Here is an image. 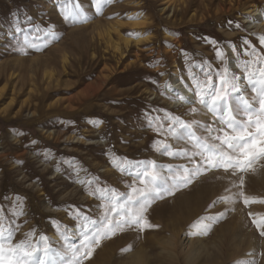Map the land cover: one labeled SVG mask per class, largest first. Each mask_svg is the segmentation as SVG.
Listing matches in <instances>:
<instances>
[{
  "label": "rangeland",
  "instance_id": "374dc122",
  "mask_svg": "<svg viewBox=\"0 0 264 264\" xmlns=\"http://www.w3.org/2000/svg\"><path fill=\"white\" fill-rule=\"evenodd\" d=\"M90 2L79 0L89 21L73 25L61 0H0V210L5 226H19L14 242L46 237L41 243L60 253L57 264L72 259L68 249L80 246L85 219L103 218L100 193L90 192L127 194L136 162H155L162 175L192 167L164 153L165 145H192L158 134L161 121L149 120L178 117L201 135L206 125L219 127L199 104L178 103L177 83L191 86L189 74L199 75L201 65L222 68L217 48L241 76L237 55L241 66L254 59L244 41L264 56V0H109L99 15ZM255 7L257 17L248 14ZM17 23L51 29L56 39L21 53ZM240 94L255 100L244 81ZM120 161L122 171L113 166ZM261 201L264 160L235 175L209 170L151 202V229L102 239L82 264H264V237L252 224L264 217ZM209 217L215 223L201 234Z\"/></svg>",
  "mask_w": 264,
  "mask_h": 264
},
{
  "label": "snow or ice",
  "instance_id": "6c2138e0",
  "mask_svg": "<svg viewBox=\"0 0 264 264\" xmlns=\"http://www.w3.org/2000/svg\"><path fill=\"white\" fill-rule=\"evenodd\" d=\"M108 4L109 0H91L90 2V6L95 8L96 15L101 14ZM60 9L63 19L73 25L89 21L79 0H61ZM228 24L231 27L233 22L228 21ZM235 28H240L239 23L235 24ZM13 31L18 36L21 32H25L23 40L17 41L18 50L24 54H27L26 47L42 50L38 44L46 47L48 43L56 39L51 29H43L39 26H36L34 30H25L17 23L13 26ZM45 36L48 37L47 40H44ZM260 40L264 45V37ZM244 43L253 50L254 59L244 61L241 66L239 55H237L236 68L243 73V76L232 71L227 56L217 48L216 56L222 68L201 65L199 75L189 74L191 86L185 84L188 91L194 94V100H187L183 95L177 97L185 103L199 104L216 118L213 123H218L219 127L214 128L212 124L206 125L203 131L207 135H201L192 123L181 121L178 117L169 116L166 123L161 117L149 120L150 125L157 119L161 121L157 127L158 134L180 137L187 144L192 145L193 151L188 148L172 151L169 145L164 147L166 155L186 159L192 167L181 165L174 170L169 169L167 175H162L155 162H136L131 165L133 171L130 174L134 182L129 185L127 194L107 188L90 192L89 194L94 196L97 192L100 193L105 209L103 218L85 219L80 226V246L73 245L68 249L72 253V259L67 264H82L83 260L91 258L95 247L101 243L102 239L111 238L125 228H136L141 232L151 229L153 226L145 215L151 202L163 198L164 195L173 194L182 186L186 187L192 182L194 176L212 169H223L226 173L231 170V173L235 175L237 172L248 171L255 163L264 160V56L256 53L249 41ZM233 52H236L234 47ZM241 81L246 82L254 92L253 102L240 94ZM191 111L195 113L196 108L193 107ZM241 114L243 119L240 118ZM197 157L199 159H196ZM123 163L120 161L113 166L122 171ZM243 183L241 177V186ZM243 202L247 206L250 199L245 197ZM252 202L256 201L252 200ZM15 206L21 207L19 214L22 215L19 198ZM12 215L17 213L14 212ZM251 215L249 213V216ZM3 220L4 214L0 210V264H57L56 257L60 256V253L54 252L47 244L41 243L46 240V237L41 236V242H37L34 237L32 242L25 240L14 242L19 226L17 225L16 228L11 225L5 226ZM213 223L215 218H207L201 234H207ZM252 224L255 225L260 236L264 237V217L259 221L253 219Z\"/></svg>",
  "mask_w": 264,
  "mask_h": 264
},
{
  "label": "bare ground",
  "instance_id": "6f19581e",
  "mask_svg": "<svg viewBox=\"0 0 264 264\" xmlns=\"http://www.w3.org/2000/svg\"><path fill=\"white\" fill-rule=\"evenodd\" d=\"M258 13H259V11H258V9L255 7V9L254 10H252V11H249L248 12V14H250V15H252L253 17H257L258 16ZM248 24V23H247ZM250 25H252V24H254V22H250L249 23ZM259 26V24H256V27H258ZM260 26H264V24L263 25H260ZM118 45V44H117ZM119 49V48H118ZM121 49V48H120ZM117 50V49H116ZM178 85L176 86L177 87V89L179 90V95H183L187 100H193L192 98H193V96L192 95H189L188 94V90L185 88V86H184V84H182V83H177ZM182 101H178V103L179 104H189V103H185V102H182ZM240 239V238H239ZM243 239V240H242ZM241 240L243 241V242H245V240H244V238H242ZM144 264H146V263H144Z\"/></svg>",
  "mask_w": 264,
  "mask_h": 264
}]
</instances>
